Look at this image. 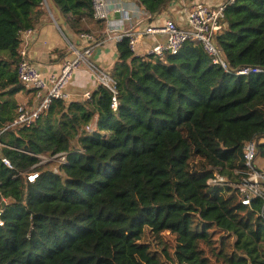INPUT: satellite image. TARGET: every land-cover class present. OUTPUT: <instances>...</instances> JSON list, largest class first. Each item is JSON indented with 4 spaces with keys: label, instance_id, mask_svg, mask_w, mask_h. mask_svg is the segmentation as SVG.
<instances>
[{
    "label": "trees",
    "instance_id": "obj_1",
    "mask_svg": "<svg viewBox=\"0 0 264 264\" xmlns=\"http://www.w3.org/2000/svg\"><path fill=\"white\" fill-rule=\"evenodd\" d=\"M139 1L154 18L173 0ZM46 3L81 32L82 17H93L91 0H0V131L16 119L15 96L26 89L17 72L21 33L37 26ZM225 14L215 42L227 68L201 42L155 59L136 55L125 38L110 73L115 93L100 84L89 98L54 99L30 125L1 133L0 193L8 201L0 264H146L136 245L146 227L183 238L179 264H207L198 248L209 234L199 222L209 215L234 234L232 258L264 264L263 201L246 205L233 185L208 184L216 172L242 180L251 140L256 159L264 157V0H234ZM245 67L263 71L239 74ZM62 152L67 161L37 167L34 182L14 177L36 154Z\"/></svg>",
    "mask_w": 264,
    "mask_h": 264
},
{
    "label": "built area",
    "instance_id": "obj_2",
    "mask_svg": "<svg viewBox=\"0 0 264 264\" xmlns=\"http://www.w3.org/2000/svg\"><path fill=\"white\" fill-rule=\"evenodd\" d=\"M93 18L97 21H108L106 28V38L114 39L117 42L125 38L129 39V46L136 53L140 39L147 35L165 34V42H157L151 45L146 51V55L155 59L163 58L166 53H178L187 41L201 42L208 54L215 63L227 68L226 60L220 48L216 45L215 35L225 27L226 14L225 9L228 4L234 0H227L218 5H210L200 0H182L181 4L187 7L186 23L180 24L171 16L149 20L138 28L139 22L152 18L146 8L139 0H91ZM131 2L136 5L135 10H130L125 3ZM119 13L120 17L112 18ZM137 15H140L138 17ZM130 23L131 27L126 28ZM35 28H29L21 33L20 61L17 64L19 79L26 88L35 91L36 103L33 106L20 104L17 110L16 119L9 123L6 128L17 123H26L30 125L40 113L48 109L54 99L69 100L71 93L67 86L76 70L81 66H86L97 78L99 85L107 86L114 93L116 92L115 80L112 76L97 66L91 59L96 47V38L91 33L83 32L81 37L86 40L85 45L81 48L71 45L74 56L63 61L61 70L57 74L45 76L40 67L35 64L28 53L29 39L35 34ZM263 69L256 67H245L239 71V74H249L262 72ZM91 91H86L84 97L89 98ZM114 107L117 108L118 102L116 97L113 98ZM6 128L0 131L3 133ZM89 131L96 130V126L91 124L87 127ZM256 141L251 140L244 147V160L246 171L239 183L230 182L225 176L216 172L208 180V184L216 187H225L233 185L236 187L239 198L243 204L251 205L253 200L259 197L263 201V207L259 214L264 217V169L256 164ZM6 146L0 141L1 147ZM22 150V149H21ZM38 161L30 167L28 171H20L14 177L22 176L24 183L34 182L41 170L37 169L41 165L58 161L60 163L67 161V153L62 152L55 155L36 154ZM3 162L10 168H14L13 163L8 157H2ZM8 199L0 193V225L4 224L2 214Z\"/></svg>",
    "mask_w": 264,
    "mask_h": 264
},
{
    "label": "crops",
    "instance_id": "obj_3",
    "mask_svg": "<svg viewBox=\"0 0 264 264\" xmlns=\"http://www.w3.org/2000/svg\"><path fill=\"white\" fill-rule=\"evenodd\" d=\"M182 0H173L169 8L159 14V18L171 16L175 18L180 24L186 23V11L187 7L181 4ZM210 5H218L226 2L227 0H200ZM125 6L130 10H135L136 5L131 2L125 3ZM44 8L46 13L42 16L40 22L35 27V34L29 39L28 53L29 58L37 64L43 74L47 77L60 72L63 61L65 59L72 58L74 52L71 50V45L82 47L85 45L86 40L81 37V34L86 29L90 30V33L96 38V47L91 56L92 61L99 66L102 71L110 74L114 68L118 57V42L113 39L106 38V28L108 21H97L92 16L82 17L79 29H74L64 18V23L59 25L57 20L59 19L56 11L50 7L48 3ZM140 17V15H137ZM71 17V15L69 16ZM120 16H113L112 18H118ZM157 16H154L156 18ZM143 20L139 22L138 28L142 27L144 23L149 20ZM131 27L130 23L126 24V28ZM89 32V31H88ZM165 34L147 35L140 39L138 43V49L136 55H146L148 48L157 43L165 42ZM99 82L95 75L87 69V67L81 66L73 74L70 83L67 86V90L71 93V97L67 101L85 99L84 93L86 91H93L97 88ZM19 104H25L33 106L36 103L35 91L29 88L19 91L15 96ZM261 168V167H260Z\"/></svg>",
    "mask_w": 264,
    "mask_h": 264
},
{
    "label": "rangeland",
    "instance_id": "obj_4",
    "mask_svg": "<svg viewBox=\"0 0 264 264\" xmlns=\"http://www.w3.org/2000/svg\"><path fill=\"white\" fill-rule=\"evenodd\" d=\"M83 32L90 33V30L86 29ZM92 124L96 126V121ZM256 164L264 168V157L257 156ZM55 165L53 164V166ZM190 213L191 217L199 222L198 220L202 216L201 213L198 210H191ZM205 218V223L201 221L199 223L206 225L209 237L206 241L199 242L198 253L201 258L207 261V264H254L252 257L247 254L242 257L236 255L232 258L234 253L238 252L235 246L234 234L230 232L224 223L217 220L218 217L209 215ZM182 240L183 238L172 230L158 232L155 229L146 227L136 239V245L147 259L150 258L145 261L146 264H179L175 251L179 243L185 242Z\"/></svg>",
    "mask_w": 264,
    "mask_h": 264
},
{
    "label": "water",
    "instance_id": "obj_5",
    "mask_svg": "<svg viewBox=\"0 0 264 264\" xmlns=\"http://www.w3.org/2000/svg\"><path fill=\"white\" fill-rule=\"evenodd\" d=\"M53 8L55 9V11H56V13H57V15H58V17H59V19L57 20V23H58L59 25L63 24V23H64V18L62 17L59 8H58L56 5H54V4H53ZM116 15L119 16L120 14H119V13H116ZM221 52H222V54H223V51H222V50H221ZM0 120H1L3 123L6 122V118L3 117L2 115H0Z\"/></svg>",
    "mask_w": 264,
    "mask_h": 264
}]
</instances>
